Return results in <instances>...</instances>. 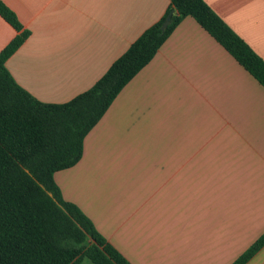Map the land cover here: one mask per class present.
<instances>
[{
    "label": "crops",
    "instance_id": "crops-1",
    "mask_svg": "<svg viewBox=\"0 0 264 264\" xmlns=\"http://www.w3.org/2000/svg\"><path fill=\"white\" fill-rule=\"evenodd\" d=\"M2 1L30 31L6 67L44 103L89 90L170 8ZM205 1L264 59V0ZM17 34L0 15V51ZM54 179L131 264H232L264 234V87L185 17Z\"/></svg>",
    "mask_w": 264,
    "mask_h": 264
},
{
    "label": "trees",
    "instance_id": "trees-1",
    "mask_svg": "<svg viewBox=\"0 0 264 264\" xmlns=\"http://www.w3.org/2000/svg\"><path fill=\"white\" fill-rule=\"evenodd\" d=\"M0 15L18 31L0 51V264H131L77 204L63 199L54 175L80 161L86 135L185 17L195 19L263 87L264 59L205 0H170L165 16L89 90L65 103H44L6 67L30 31L2 0ZM263 246L264 234L232 264H246Z\"/></svg>",
    "mask_w": 264,
    "mask_h": 264
},
{
    "label": "water",
    "instance_id": "water-1",
    "mask_svg": "<svg viewBox=\"0 0 264 264\" xmlns=\"http://www.w3.org/2000/svg\"><path fill=\"white\" fill-rule=\"evenodd\" d=\"M175 12V9L171 10V12L168 14V16L166 17V19L164 20L161 28L162 30H165L166 27L169 25V23L171 22V18H172V15L173 13Z\"/></svg>",
    "mask_w": 264,
    "mask_h": 264
},
{
    "label": "rangeland",
    "instance_id": "rangeland-1",
    "mask_svg": "<svg viewBox=\"0 0 264 264\" xmlns=\"http://www.w3.org/2000/svg\"><path fill=\"white\" fill-rule=\"evenodd\" d=\"M122 186L128 188V185H126V183H123ZM86 264H90V263L88 262Z\"/></svg>",
    "mask_w": 264,
    "mask_h": 264
}]
</instances>
